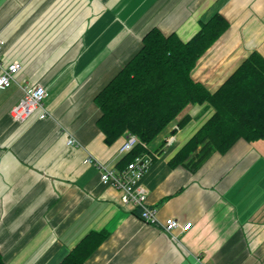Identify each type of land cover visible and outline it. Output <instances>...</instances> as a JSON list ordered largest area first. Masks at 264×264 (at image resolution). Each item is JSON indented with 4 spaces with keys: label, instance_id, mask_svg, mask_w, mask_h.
<instances>
[{
    "label": "crops",
    "instance_id": "crops-1",
    "mask_svg": "<svg viewBox=\"0 0 264 264\" xmlns=\"http://www.w3.org/2000/svg\"><path fill=\"white\" fill-rule=\"evenodd\" d=\"M217 13L230 27L192 74L211 92L252 52L264 57V0H0V59L23 67L0 90L6 264H60L92 232L109 237L87 264H264V140H239L196 170L169 164L211 117L209 105L187 107L149 146L157 158L142 181L159 220L192 224L186 233L173 238L142 221L85 163L91 156L120 170L125 137L105 142L96 96L139 52L144 36L158 28L188 41ZM36 85L49 92L50 116L16 122L11 111L22 87ZM71 137L77 145H68Z\"/></svg>",
    "mask_w": 264,
    "mask_h": 264
},
{
    "label": "trees",
    "instance_id": "trees-1",
    "mask_svg": "<svg viewBox=\"0 0 264 264\" xmlns=\"http://www.w3.org/2000/svg\"><path fill=\"white\" fill-rule=\"evenodd\" d=\"M229 27V21L217 13L202 22L188 41L158 28L150 30L139 52L96 96L97 125L105 142L111 145L130 133L149 147L187 107L204 104L212 107L213 114L170 160L171 167L187 165L196 170L215 152L225 154L239 140H264L260 53L252 52L215 92L192 75ZM142 144L125 154L117 168L124 169L142 155L147 150ZM108 237L107 232L88 234L60 264H87ZM0 264H6L1 251Z\"/></svg>",
    "mask_w": 264,
    "mask_h": 264
},
{
    "label": "built area",
    "instance_id": "built-area-1",
    "mask_svg": "<svg viewBox=\"0 0 264 264\" xmlns=\"http://www.w3.org/2000/svg\"><path fill=\"white\" fill-rule=\"evenodd\" d=\"M5 41L0 37V50L4 47ZM23 67L19 62L5 65L0 59V90L9 88L15 81L16 76L22 71ZM23 96L19 103L11 111V115L16 122L24 123L32 116L38 113V118L44 120L48 118L49 112L45 108V101L49 97L46 87L36 85L33 87H22ZM125 141L120 149L121 155L129 153L136 145L142 144L138 136L133 134L124 135ZM173 140L171 137L167 140L168 144ZM77 141L69 138L68 145L75 146ZM147 150L137 157L132 163L122 170H114L100 163L97 159L89 156L85 163L96 166L101 173V181L110 185L121 192V200L124 205L134 208L142 221L149 225L160 226L165 233L175 238L176 231L186 233L191 230L192 224H182L175 218L167 219L161 222L158 218V212L155 208L148 206L147 199L149 192L143 184V178L146 172L154 163L157 154L149 147L142 144Z\"/></svg>",
    "mask_w": 264,
    "mask_h": 264
}]
</instances>
